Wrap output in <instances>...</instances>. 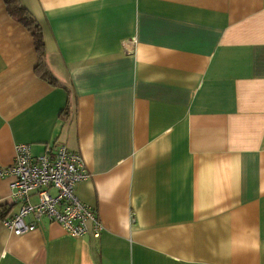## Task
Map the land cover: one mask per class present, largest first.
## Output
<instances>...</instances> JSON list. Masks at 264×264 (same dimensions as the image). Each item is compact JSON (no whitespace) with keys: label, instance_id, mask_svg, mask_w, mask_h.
Wrapping results in <instances>:
<instances>
[{"label":"crops","instance_id":"1","mask_svg":"<svg viewBox=\"0 0 264 264\" xmlns=\"http://www.w3.org/2000/svg\"><path fill=\"white\" fill-rule=\"evenodd\" d=\"M17 1L55 80L0 0V168L65 145L102 227L16 235L0 177V264H264V0Z\"/></svg>","mask_w":264,"mask_h":264},{"label":"built area","instance_id":"2","mask_svg":"<svg viewBox=\"0 0 264 264\" xmlns=\"http://www.w3.org/2000/svg\"><path fill=\"white\" fill-rule=\"evenodd\" d=\"M8 176L12 178L13 201L20 208L2 223L16 235L36 227V223L25 221V217L32 215L38 222L44 217L59 224L72 238L85 235L91 222L95 227L94 236H99L102 226L96 211L74 193L76 184L90 176L80 154L58 144L34 156L29 144L17 143L12 162L0 168V177ZM32 193L37 195L35 203L28 200Z\"/></svg>","mask_w":264,"mask_h":264},{"label":"trees","instance_id":"3","mask_svg":"<svg viewBox=\"0 0 264 264\" xmlns=\"http://www.w3.org/2000/svg\"><path fill=\"white\" fill-rule=\"evenodd\" d=\"M8 11L11 15L18 18L31 32L34 37V45L39 57V68L43 70L45 79L54 82V77L49 73L46 65L44 64L41 56L43 55V42L41 37V31L37 23L31 18V16L22 8L17 0H5Z\"/></svg>","mask_w":264,"mask_h":264}]
</instances>
